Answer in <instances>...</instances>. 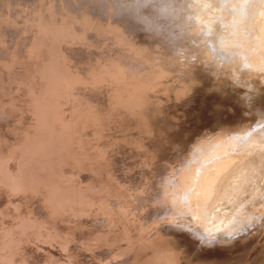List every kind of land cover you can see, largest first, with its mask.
Returning <instances> with one entry per match:
<instances>
[{
  "label": "rangeland",
  "instance_id": "obj_1",
  "mask_svg": "<svg viewBox=\"0 0 264 264\" xmlns=\"http://www.w3.org/2000/svg\"><path fill=\"white\" fill-rule=\"evenodd\" d=\"M195 5L0 0V264H201L240 251L205 249L170 219L190 166L237 123L204 104L224 80L187 16ZM260 150L233 201L211 205L230 214L222 228L264 181ZM241 257L214 264H263L264 248Z\"/></svg>",
  "mask_w": 264,
  "mask_h": 264
},
{
  "label": "bare ground",
  "instance_id": "obj_2",
  "mask_svg": "<svg viewBox=\"0 0 264 264\" xmlns=\"http://www.w3.org/2000/svg\"><path fill=\"white\" fill-rule=\"evenodd\" d=\"M199 2L202 13L194 12L195 5L190 11L187 10V16L193 13L195 27L202 29L203 32L201 41L213 59L207 58L208 64H215L223 73L219 78L224 80L207 91L205 98L207 103L204 104L209 107L210 115L222 116L224 113L226 119L234 115L237 123L235 126L226 124L219 138L210 140L208 153L196 166L195 164L190 166L184 184L176 188L183 192L181 208H178L170 219L174 221L175 229L181 228V232H188V236L196 238L203 234L202 240L196 238L195 241L201 242L205 249H229L234 243V247L240 250L233 256L231 254L234 251H224L200 262L214 264L232 257H236L232 260H241L242 255L252 256L254 247L258 244L264 248L261 241V237L264 236V181L255 191L253 190L250 199L236 205L232 211L235 212L233 220L223 228L220 224L223 218L225 216L229 218L230 214H224L223 211L220 213L211 208V205L220 199L226 202L233 201L235 195L233 189H238L244 182L243 167L248 163L244 160L250 158L251 152L264 150V120L252 112H246L242 106L244 96L257 95L253 101L256 110H264V0H199ZM213 101L215 103L211 106ZM228 104L234 110L232 114L226 110ZM186 149L187 146L185 151ZM236 166H239L238 170ZM229 173L231 178L227 185L232 187V190L226 188L219 191L220 185ZM180 198L181 196L178 200ZM227 204L229 205L228 202ZM244 225L251 227L244 229V234L241 235L240 230ZM226 236H232L233 239H224ZM238 236L244 239H237ZM204 238H208L209 242ZM245 242L248 245L242 248ZM249 261L248 258L247 263ZM260 263L261 261H254L252 264Z\"/></svg>",
  "mask_w": 264,
  "mask_h": 264
},
{
  "label": "clouds",
  "instance_id": "obj_3",
  "mask_svg": "<svg viewBox=\"0 0 264 264\" xmlns=\"http://www.w3.org/2000/svg\"><path fill=\"white\" fill-rule=\"evenodd\" d=\"M259 95V94H258ZM257 96V95H256ZM256 96H252V95H246L244 96L242 99H243V104L242 106L245 108V111L246 112H252L255 116H258L261 120H264V110H256L257 107L254 105L253 101H254V98ZM246 118H251V117H246ZM250 139V138H249ZM251 225H244L241 230H240V234H244V229L246 228H250ZM224 239H233L232 236H226L224 237ZM219 242V241H217Z\"/></svg>",
  "mask_w": 264,
  "mask_h": 264
}]
</instances>
